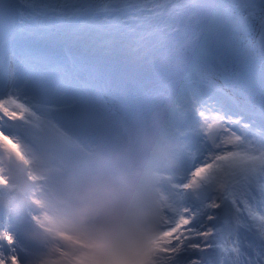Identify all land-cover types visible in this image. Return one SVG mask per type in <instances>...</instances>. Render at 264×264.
<instances>
[{
  "label": "snow or ice",
  "instance_id": "snow-or-ice-1",
  "mask_svg": "<svg viewBox=\"0 0 264 264\" xmlns=\"http://www.w3.org/2000/svg\"><path fill=\"white\" fill-rule=\"evenodd\" d=\"M0 114V191L167 129L183 171L149 264H264V0H0ZM81 247L60 233L50 255L0 214V264H79Z\"/></svg>",
  "mask_w": 264,
  "mask_h": 264
},
{
  "label": "clouds",
  "instance_id": "clouds-1",
  "mask_svg": "<svg viewBox=\"0 0 264 264\" xmlns=\"http://www.w3.org/2000/svg\"><path fill=\"white\" fill-rule=\"evenodd\" d=\"M183 148L167 129L131 126L97 142L42 189L23 170L10 172L0 214L14 220L26 243L50 255L65 233L87 253L79 264H149L168 199L165 178L171 183L182 175ZM33 212L39 221L30 219Z\"/></svg>",
  "mask_w": 264,
  "mask_h": 264
}]
</instances>
